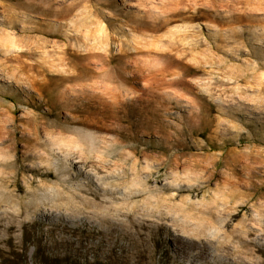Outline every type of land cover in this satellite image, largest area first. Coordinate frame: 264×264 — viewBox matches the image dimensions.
Masks as SVG:
<instances>
[{
  "label": "rangeland",
  "instance_id": "1",
  "mask_svg": "<svg viewBox=\"0 0 264 264\" xmlns=\"http://www.w3.org/2000/svg\"><path fill=\"white\" fill-rule=\"evenodd\" d=\"M161 1L0 0V264H264V0Z\"/></svg>",
  "mask_w": 264,
  "mask_h": 264
},
{
  "label": "bare ground",
  "instance_id": "2",
  "mask_svg": "<svg viewBox=\"0 0 264 264\" xmlns=\"http://www.w3.org/2000/svg\"><path fill=\"white\" fill-rule=\"evenodd\" d=\"M186 0H162L161 1V7H160V11H159V13H158V15L159 14H161V13H166V12H168L167 10H174V12H172L171 14H174V15H176V14H179L180 12H182L185 8H184V6L182 5V4H184V2H185ZM199 1L200 0H190L189 2H190V4H192V7L195 9V11H194V13L192 14V18H194V17H198L199 15H201V14H203L205 17H208L212 12H213V10L216 8V4L214 3V0H202L203 2L202 3H199ZM226 1V0H225ZM240 1V0H239ZM43 2V1H42ZM220 2V1H219ZM223 3H221L220 5H223V6H225V8H226V10L227 11H229V12H232V11H234V9L236 8V5H235V3H233L232 1H228L227 0V2H224V1H222ZM54 3H56V4H59V6L60 7H55L54 6ZM43 4H45V5H40V6H38V11L41 13V14H45V15H50V16H55V17H53V19L55 20L56 19V22L58 21V22H62L61 21V18H66L64 15H65V13H66V15H68L69 13L66 11V4H65V0H45V2L43 3ZM157 15V16H158ZM157 16H154V17H157ZM145 19H146V15H145V17H144ZM142 20V22H140V24L141 25H147L148 24V19H147V21L146 20ZM173 18L172 17H170L169 19H168V21H170V20H172ZM3 21V23L4 24H7V23H12L13 22V20H11L10 18H5V19H3L2 20ZM140 25L139 26H137V25H135L133 28H132V30H140ZM89 38H90V36H89ZM136 38H138V37H136ZM11 41V40H10ZM174 47H177V46H175L174 45ZM107 57V56H106ZM103 58V57H102ZM105 59H107V58H105ZM104 59H102V61H103ZM109 66V65H108ZM108 69H109V67H108ZM85 73V72H84ZM82 74H83V71H82ZM86 76V75H85ZM84 76V77H85ZM81 79V78H80ZM116 96V95H115ZM5 134H6V132H4ZM11 137V136H10ZM1 147V146H0ZM11 158H12V156H11ZM11 160V159H10ZM81 161V160H80ZM82 162H83V160H82ZM125 164V163H124ZM118 165V164H117ZM121 165V164H120ZM106 167V166H105ZM108 167H111L110 165L108 166ZM123 168V167H122ZM100 169V168H99ZM110 169V168H109ZM49 171V170H48ZM110 171V170H109ZM105 172V171H104ZM126 172H127V170H126ZM5 173H7V172H5ZM12 173V172H11ZM8 174V173H7ZM123 174V173H122ZM39 175V174H38ZM36 176V175H35ZM119 176V175H118ZM53 177V176H52ZM11 178V177H10ZM128 178V177H127ZM116 180H120V179H116ZM122 180V179H121ZM114 181V180H113ZM112 182V181H111ZM123 183H124V181H122ZM136 182V181H135ZM113 184V183H112ZM112 184H110V187H111V185ZM125 184V183H124ZM136 184V183H135ZM114 185V184H113ZM120 185V184H119ZM29 187V186H28ZM118 187V186H117ZM9 188H11V187H9ZM115 189V188H114ZM9 191V190H8ZM111 191V190H110ZM10 192V191H9ZM67 192V191H66ZM72 195V194H71ZM109 195V194H108ZM106 197V196H105ZM139 197V196H138ZM137 197V198H138ZM135 198V197H134ZM132 199V198H131ZM62 200V199H61ZM107 200V199H106ZM158 200V199H157ZM145 201H146V199H145ZM68 202V201H67ZM98 202V201H97ZM3 203V202H2ZM107 203V202H106ZM130 203V202H129ZM164 203V202H163ZM1 204V203H0ZM8 204V203H7ZM71 204V203H70ZM141 204V203H140ZM2 205V204H1ZM99 205V204H98ZM108 205V204H107ZM4 206V205H3ZM2 206V207H3ZM12 206V205H11ZM15 206H16V204H15ZM21 206V205H20ZM101 206V205H100ZM118 206V205H117ZM134 206V205H133ZM157 206V205H156ZM159 206V205H158ZM182 206H184V205H182ZM79 207V206H78ZM10 208H12V207H10ZM20 208V207H19ZM58 209H59V207H57ZM65 208V207H64ZM126 208V207H125ZM127 208H129V207H127ZM139 208V207H138ZM18 209V208H17ZM133 209V208H132ZM135 209V208H134ZM141 209V208H140ZM22 210V209H21ZM60 210V209H59ZM66 210V209H65ZM105 210V209H104ZM114 210V209H113ZM123 210V209H122ZM129 210V209H128ZM98 211H100V210H98ZM111 211V210H110ZM130 211V210H129ZM128 211V212H129ZM178 211V210H177ZM72 212H73V210H72ZM101 212V211H100ZM104 212H106V211H104ZM140 212V211H139ZM193 212V211H192ZM69 213H70V211H69ZM76 213V212H75ZM109 213V212H108ZM120 213V212H119ZM118 213V214H119ZM130 213V212H129ZM117 214V213H116ZM115 214V215H116ZM2 215V214H1ZM140 215V214H139ZM5 216V215H4ZM107 216V215H106ZM142 216V215H141ZM19 217V216H18ZM103 218V217H102ZM114 219V218H113ZM114 220H116V219H114ZM15 221V220H14ZM20 221V220H19ZM118 221V220H117ZM132 221V220H131ZM103 222V221H102ZM128 222V221H127ZM132 223V222H131ZM16 224V223H15ZM126 224V223H125ZM138 224V223H137ZM142 224V223H141ZM17 225V224H16ZM110 226V225H109ZM18 227V226H17ZM142 228V227H141ZM135 229H137L136 227H135ZM132 230V229H131ZM3 231V230H2ZM1 231V232H2ZM137 231V230H136ZM11 232V231H10ZM130 232V231H129ZM131 233V232H130ZM8 235V234H7ZM145 236V235H144ZM2 237H4V236H2ZM6 238V237H5ZM143 240V239H142ZM2 245V244H1ZM9 245V244H8ZM2 248V247H1Z\"/></svg>",
  "mask_w": 264,
  "mask_h": 264
}]
</instances>
